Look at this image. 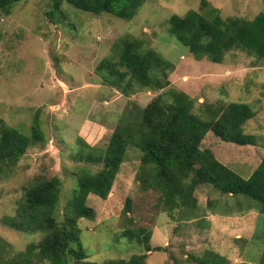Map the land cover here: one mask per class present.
Masks as SVG:
<instances>
[{"label": "rangeland", "instance_id": "374dc122", "mask_svg": "<svg viewBox=\"0 0 264 264\" xmlns=\"http://www.w3.org/2000/svg\"><path fill=\"white\" fill-rule=\"evenodd\" d=\"M211 7L218 9L223 19L251 21L264 13V0H147L131 19L86 12L56 0H21L9 13L0 9V122L31 135L38 120L45 140L31 142L13 170L0 178V237L11 250L25 251L44 236L2 223L4 217L15 215L30 187L59 177L58 211L63 218L78 188L81 170L97 172L103 166L99 158L88 159L90 153L104 155L126 112L137 114L159 98L168 101L173 92L188 94L197 109L225 108L230 103L250 105L255 115L244 130L264 145V59L233 49L221 63L198 60L169 33L173 15L183 16L190 10L205 15ZM125 37L139 39L143 47L172 63L168 86L159 91L134 88L124 93L106 73L99 72L105 59L118 61ZM80 138L95 152L86 149ZM201 146L210 148L227 167L242 171L243 148L238 144L209 133ZM142 156L140 150L130 147L108 198L88 196L95 218L77 224L87 262L108 264L146 253L144 244L122 235L126 229L142 228L152 248H163L149 252L147 264H197L207 250L223 255L228 264H255L257 260L264 264V217H247L246 238L237 237L235 212L238 203L244 202L242 196L224 194L203 183L195 191V212L183 207L170 210L161 193L144 188L139 179ZM128 198L131 212L126 213ZM218 211L224 215L214 223L213 214ZM206 217L216 226L211 233L205 229ZM129 218L133 222L129 223ZM253 227L257 229L255 241L250 238Z\"/></svg>", "mask_w": 264, "mask_h": 264}, {"label": "trees", "instance_id": "16d2710c", "mask_svg": "<svg viewBox=\"0 0 264 264\" xmlns=\"http://www.w3.org/2000/svg\"><path fill=\"white\" fill-rule=\"evenodd\" d=\"M21 0H0V9L9 13ZM65 1L83 11L95 14L110 13L124 19L133 18L147 0H56ZM169 33L187 46L198 60L208 58L221 63L225 53L233 49L248 51L264 59V13L253 20L240 17L223 19L216 8L207 14L195 10L185 15H173ZM124 93L134 88L161 90L170 84L173 65L157 52L143 47L139 39L125 37L118 61L105 59L98 67ZM168 101L157 99L153 106L139 113L126 112L112 135L103 156L90 153L88 159L99 158L101 169L93 172L82 169L78 188L68 210L60 218L58 205L62 180L55 176L30 187L20 201L16 213L6 216L2 223L25 233L41 232L43 238L28 245L25 251H13L0 237V264H96L87 262L88 254L79 242L78 221L93 220L95 210L87 204L90 194L107 199L120 173L130 147L143 153L139 179L144 188L161 193L163 204L170 210L183 207L195 212L198 199L195 191L203 183L213 185L224 194L243 196L256 203L264 214V158L248 178L219 161L202 142L209 133L225 142L239 146L259 145L255 135L247 134L245 123L254 117L246 103H230L225 108L195 107L194 100L184 92H173ZM86 149L94 147L82 138ZM39 121L32 125L31 135L0 122V178L13 170L31 142H44ZM212 206V203L209 204ZM125 212H131V199ZM198 216H196L197 218ZM129 223L133 219H128ZM146 229H126L122 235L144 244L146 253L129 260H112L108 264H147V254L163 250L152 248ZM78 244V248L74 244ZM197 264H228V259L212 251H205ZM247 264V263H243Z\"/></svg>", "mask_w": 264, "mask_h": 264}, {"label": "crops", "instance_id": "0c3cea01", "mask_svg": "<svg viewBox=\"0 0 264 264\" xmlns=\"http://www.w3.org/2000/svg\"><path fill=\"white\" fill-rule=\"evenodd\" d=\"M243 149L242 154H240V156H242V171H237L240 175H242L244 178L248 179L253 172L257 169V167L260 165L262 159L264 158V145H247V146H240ZM258 158V159H257ZM258 161V162H257ZM250 169V170H249ZM244 199V202H239L237 205V210L235 212L236 214V218L238 220V224H239V228L237 231V237H241L244 236L246 238V234H245V220L247 217L249 216H253V217H259L262 218L264 217V214H262L258 207L256 206V204L253 202L251 203L250 201H248L245 197H240ZM214 215V223L217 222V220L223 216L224 214L220 213V211H218L216 214ZM207 218V217H206ZM211 220H209L207 218V221L205 223V229H207L209 231V233H211V231H215L216 226ZM254 228V229H253ZM251 231H253L250 234V238H252L253 241L257 240V229L256 227H253ZM258 262H253L255 264H258L260 261L257 260Z\"/></svg>", "mask_w": 264, "mask_h": 264}]
</instances>
